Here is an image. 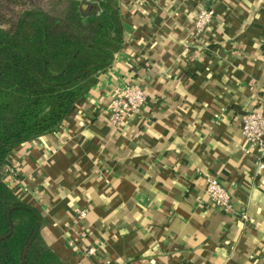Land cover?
<instances>
[{
  "label": "crops",
  "instance_id": "crops-1",
  "mask_svg": "<svg viewBox=\"0 0 264 264\" xmlns=\"http://www.w3.org/2000/svg\"><path fill=\"white\" fill-rule=\"evenodd\" d=\"M119 2L112 65L57 131L12 151L7 182L41 210L65 264H264V167L240 132L246 111L264 110V0ZM202 8L213 18L194 37ZM126 81L146 100L114 125L108 104ZM207 176L230 211L208 200Z\"/></svg>",
  "mask_w": 264,
  "mask_h": 264
},
{
  "label": "trees",
  "instance_id": "trees-1",
  "mask_svg": "<svg viewBox=\"0 0 264 264\" xmlns=\"http://www.w3.org/2000/svg\"><path fill=\"white\" fill-rule=\"evenodd\" d=\"M124 28L119 0H0V264H65L4 168L17 146L60 128L112 65Z\"/></svg>",
  "mask_w": 264,
  "mask_h": 264
},
{
  "label": "built area",
  "instance_id": "built-area-1",
  "mask_svg": "<svg viewBox=\"0 0 264 264\" xmlns=\"http://www.w3.org/2000/svg\"><path fill=\"white\" fill-rule=\"evenodd\" d=\"M213 18L212 8H202L197 11L193 20V36L199 37L211 24ZM146 100L144 89L133 81H126L114 88L109 104L108 119L114 125L123 124L130 116L134 115ZM241 136L253 145L259 153L258 166L264 167V110L252 108L242 115ZM6 175L12 176L15 168L13 165L6 167ZM205 194L211 204L223 211L231 210V195L215 176L205 178ZM79 216L84 211H79ZM240 218L249 220L248 215L241 213ZM93 253L94 249L87 250Z\"/></svg>",
  "mask_w": 264,
  "mask_h": 264
}]
</instances>
